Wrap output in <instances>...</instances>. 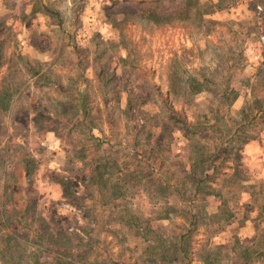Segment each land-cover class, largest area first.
I'll use <instances>...</instances> for the list:
<instances>
[{
    "label": "rangeland",
    "instance_id": "rangeland-1",
    "mask_svg": "<svg viewBox=\"0 0 264 264\" xmlns=\"http://www.w3.org/2000/svg\"><path fill=\"white\" fill-rule=\"evenodd\" d=\"M219 1L0 0V264H243L264 232V0ZM205 153L224 211L193 199Z\"/></svg>",
    "mask_w": 264,
    "mask_h": 264
},
{
    "label": "trees",
    "instance_id": "trees-1",
    "mask_svg": "<svg viewBox=\"0 0 264 264\" xmlns=\"http://www.w3.org/2000/svg\"><path fill=\"white\" fill-rule=\"evenodd\" d=\"M183 3H184V10H181V12L179 11V12L174 13L175 15L186 16L184 11L188 10V8H193L194 11L197 12L198 10L200 11V8L203 5L207 4V3L202 4L200 2V0H184ZM207 5H209V7L218 8V7H220V1L218 0L217 2H211ZM149 11H152V10L150 9ZM148 15L150 17H152V20H154L155 22H157V21L167 22V21H170L172 19L171 15L164 14L162 16V15H158L154 11L150 12ZM192 88H193L192 89L193 92H197L200 90V89L194 90L193 83H192ZM77 101H78L77 105H78V109H79V113H80L79 115H80L81 119H83V118L85 119V117L87 116V112H88L87 106L85 103V96L81 94L80 96L77 97ZM255 102L256 101H254L253 104L249 108H245L242 111L244 113L243 114L244 118H246L247 116H249V114L252 113V111L256 107ZM238 127H239V125H237V127L234 128V130H233L234 132L232 133V136H234L237 133V131L239 129ZM192 129H194V128H192ZM187 131H188L187 128H185V130L183 129V133L185 136H186ZM214 131L219 134L218 129L215 128ZM239 138H240V136H239ZM203 157H204V159H206V161L209 163V165L211 167V174H207L206 176H204L205 173H203L202 174L203 176L202 175L200 176V174H199V176L194 175V176L190 177L189 182H190L191 187L193 189V199H194V197L198 196L199 194H201V195H213V196L216 195V197L218 196L217 200L220 202L218 209H220L221 211H224V210H226V208L228 209V207L225 205L226 203L229 202L228 199L225 198L223 192L221 191V188L212 187V186H210V184H208V179L213 174H216L218 172V167L216 166V164L214 163V161L212 159L213 157H215V155L205 153V156H203ZM239 157H240V154L236 152L235 156L233 158L234 161L236 162ZM104 167L106 169H108L107 165H104ZM94 169H95L94 174L93 173L91 174L90 180L99 181L101 186L98 188V191H100L101 194L104 193L105 195L106 194L111 195L110 196V197H112L111 200L114 201V203H115L114 197H117V195H116L117 191L115 192V194H113L115 191V187L112 189L110 188V190L106 189V188H108L107 182L109 180V177H107V179L105 177L107 170L102 168L99 163H97V165H95ZM233 170L234 171H233L232 176H234L236 174L235 171L237 169L235 167H233ZM117 190H119V188ZM178 190H179V188H178ZM262 191H263V189H262ZM262 191H258L256 188L250 187L249 193H250L251 198L253 200H255V199L257 200L258 197L254 196V195L258 194L259 196H261ZM167 209H169V208H167ZM169 212L165 213V216L168 218L171 216V211H169ZM186 213H188V212L186 211ZM231 215H232L231 212L227 211V217L229 218ZM129 222H132V219ZM192 223L193 222H187V225H190V226H184L183 227V230L181 231V233L179 235V240L177 242V246H176V244L175 245L172 244L175 248L179 249V250L177 249L179 254H182V255L186 254L184 246H185V243H188L191 232L194 231ZM160 242L161 241L157 239V242L148 244L147 247L150 248V250L148 252L155 253L156 258H158L159 261H162L163 259H168L170 262V260H172L173 257L170 256V252L168 250H166V247L164 246V244H163V247H161L162 243H160ZM156 246L158 247V250H155ZM64 249H66V248H64ZM106 249H104L103 251L107 252ZM238 255L240 256L243 264H251L252 261H254L253 259H256V258L257 259L262 258V260L264 261V232H261L260 234H258L257 240L254 243V246H252V247L241 246L240 251L238 252ZM178 256L179 255H177L176 258H178ZM174 262H177V261L174 260ZM123 264H126V263L123 262ZM263 264H264V262H263Z\"/></svg>",
    "mask_w": 264,
    "mask_h": 264
}]
</instances>
